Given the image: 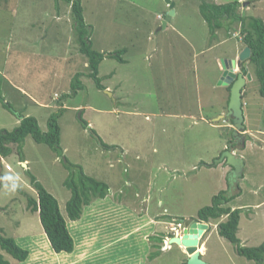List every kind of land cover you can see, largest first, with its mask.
I'll return each mask as SVG.
<instances>
[{
	"label": "rangeland",
	"instance_id": "obj_1",
	"mask_svg": "<svg viewBox=\"0 0 264 264\" xmlns=\"http://www.w3.org/2000/svg\"><path fill=\"white\" fill-rule=\"evenodd\" d=\"M80 1L92 48L105 56L125 50L123 63L105 57L100 64L98 77L108 90L97 89L86 76L70 6L56 0H7L0 6V73L4 65L14 71L27 67L19 79L29 85L28 95L39 99L31 101L1 73V98L11 111L0 103V131H12L22 115L36 118L46 132L48 118L57 114L63 154L27 137L21 150L25 168L11 146V156L3 159L11 168L3 175L11 183L0 187V236L28 250V258L18 262L1 249L0 255L10 264H185L183 249L165 248L164 239L173 236L170 223L196 221L215 197L235 193L228 166L216 164L231 149L244 162L240 194L228 204L241 210L237 238L246 248L264 244V99L252 64L242 95L245 129L236 142L230 118L219 119L229 93L219 84L218 64L245 47L239 24L210 31L198 0H173L175 14L165 29L166 0ZM207 1H238V14L264 23V0ZM9 56L14 61L7 64ZM42 58L47 65L40 66ZM76 73L83 74V89L72 93ZM64 157L110 188L109 197L83 208L79 221L67 220L71 254L52 250L26 198H36L34 176L66 215L70 191L64 183L79 169L68 172ZM224 221L208 223L200 259L255 264L218 234Z\"/></svg>",
	"mask_w": 264,
	"mask_h": 264
},
{
	"label": "trees",
	"instance_id": "obj_2",
	"mask_svg": "<svg viewBox=\"0 0 264 264\" xmlns=\"http://www.w3.org/2000/svg\"><path fill=\"white\" fill-rule=\"evenodd\" d=\"M7 0H0V6ZM63 2L70 6L71 15L73 19V29L76 34L78 42L79 53L86 58L87 74L86 76L93 80L95 86L99 90H106L102 86L99 79V67L105 57L117 60L123 63L122 55L125 50H120L108 53L96 51L92 48V43L89 37V27L86 25L83 17V8L80 0H56ZM199 11L210 31H218L223 26L238 23L240 26V33L243 36L245 47L251 51V55L247 60L254 66L256 78L260 84L259 93L264 99V23L259 18L241 16L237 13L240 3L233 2L224 5H216L207 0H198ZM255 2V0H253ZM83 74L76 73L71 80V91L76 93L83 89L80 78ZM0 74V87L3 83V77ZM2 79V80H1ZM230 87H227L228 93ZM229 96L227 99V104ZM0 103L4 108L10 110L9 105L1 98ZM62 112L63 109H60ZM59 115L54 114L47 120L46 132H43L39 127L38 121L32 116L21 115V119L16 128L12 131H0V156L7 159L12 154V145L16 146L17 158L19 163L25 162L22 155V144L27 137H31L37 144H45L57 154L58 157H63L60 146V127L58 125ZM231 120V119H230ZM232 121V120H231ZM232 123V122H231ZM233 124V123H232ZM87 126L85 123L83 124ZM104 147H109L105 145ZM62 163L68 172L78 168L79 173L70 175L64 183L70 191L68 199L65 204V216L59 209L58 201L37 181L34 176L30 177V183L36 192V198L26 196L27 208L31 212L39 213L40 223L46 234L51 248L56 253L71 254L74 250V240L69 232L70 222L79 221L82 215L83 208L91 205L93 201L104 200L109 197V186L97 179L85 177L80 166L73 165L64 157ZM79 174V175H78ZM78 175V183L73 180V176ZM224 193V192H223ZM223 193L215 197L212 206L204 207L197 213V222L202 221L210 223L226 217V221L221 222L217 226L218 234L236 246L238 255L245 257L249 261H254L255 264H264V244L256 248H246L240 245L237 238V231L240 222V209H232L228 206L235 197H223ZM0 249L5 251L14 260L18 262H25L28 257V250L20 247L12 238L0 236ZM0 264H10L2 255H0Z\"/></svg>",
	"mask_w": 264,
	"mask_h": 264
},
{
	"label": "water",
	"instance_id": "obj_3",
	"mask_svg": "<svg viewBox=\"0 0 264 264\" xmlns=\"http://www.w3.org/2000/svg\"><path fill=\"white\" fill-rule=\"evenodd\" d=\"M166 4L169 6V14L165 21L162 23V28L165 29L167 22L175 14L173 8L175 4L172 0H166ZM251 51L248 47H245L238 55L237 59L233 60H222L221 61V80L220 85L230 87V95L227 107V113L223 116H220L219 119L224 117L230 118L233 123L234 132L233 137L236 142L241 137V132L244 131V114L242 107V95L243 89L248 80H251L250 74H247L245 77L242 73H235V69H240L242 67V62H245L249 59ZM109 95H111L109 93ZM225 163L226 166L230 167L232 170L230 172V178H232L235 184L238 183L239 179L243 175L244 162L241 158L236 157V155L231 150H226L223 152L221 158L216 162ZM2 158L0 156V184L7 183V181L2 179L1 170H2ZM24 167L25 164H22ZM2 179V180H1ZM208 230V225L205 223L191 222L187 229L185 230L182 237H173L169 240V244H174L181 249L187 255V262L185 264H206L200 259L199 252V243L203 234Z\"/></svg>",
	"mask_w": 264,
	"mask_h": 264
},
{
	"label": "crops",
	"instance_id": "obj_4",
	"mask_svg": "<svg viewBox=\"0 0 264 264\" xmlns=\"http://www.w3.org/2000/svg\"><path fill=\"white\" fill-rule=\"evenodd\" d=\"M59 18H57V20H58ZM15 42H19V43H17V44H21V41L19 40V41H15ZM16 44V45H17ZM22 44H24V43H22ZM15 45V46H16ZM243 50V49H242ZM241 50V51H242ZM10 51L11 50H9V53H10ZM241 51H238V54L235 52H233L232 54H230L229 55V57H227V58H225V59H223V60H233V59H237L238 58V55H239V53L241 52ZM100 52H102V51H100ZM12 60V58H11V56H9V59H7V64H9L10 63V61ZM45 59L46 58H42L41 59V62H40V66H45V65H47V64H44V61H45ZM12 61H14V60H12ZM221 63V62H220ZM28 64V63H27ZM4 67H6L5 68V72H1L3 75H4V77H6V79H7V76L9 77V79L12 81V83L13 84H15L19 89L21 88L22 89V91L23 92H21V93H24V95L25 96H27L31 101H34V102H39V99L38 98H33L32 96H29L28 95V92H30L29 91V85L28 84H24V83H22V81L19 79V75H18V72H22V71H24L25 70V72H26V70H27V67H20V68H17V70L16 71H14V67H8V66H3L2 68H4ZM218 69H219V73H220V77H221V74H222V70H221V64H218ZM238 71V69H235V71L234 72H237ZM0 73V74H1ZM10 73L12 74V79H11V75H10ZM27 73V72H26ZM2 76V75H1ZM73 77V76H72ZM71 77V78H72ZM220 77H219V79H220ZM14 81V82H13ZM106 90H108V88H106ZM42 102H46V100L44 99V101H42ZM42 106H44V107H48V105L47 104H42ZM227 107H228V104H226V113H227ZM230 127L232 128L233 126H231L230 125ZM232 152L234 153V154H236L235 153V150H233L232 149ZM227 169H229V172H231V168L230 167H228ZM244 172V171H243ZM241 181V180H240ZM239 185H240V182H238V186L237 185H235L234 187H231V189L232 190H235V193H233V194H231V196H233V197H237V194H240V190H239ZM234 209V208H233Z\"/></svg>",
	"mask_w": 264,
	"mask_h": 264
},
{
	"label": "clouds",
	"instance_id": "obj_5",
	"mask_svg": "<svg viewBox=\"0 0 264 264\" xmlns=\"http://www.w3.org/2000/svg\"><path fill=\"white\" fill-rule=\"evenodd\" d=\"M172 2H173V0H172ZM160 19H162L161 17H159V20ZM245 48V47H244ZM238 72V71H237ZM237 72H235V73H237ZM60 106H62V105H60ZM232 126H233V124H232ZM233 130H234V127H233ZM231 151H232V149H231ZM237 157V156H236ZM21 164H25L26 165V163L25 162H22ZM1 166H2V169L4 170H6V171H10L11 170V168L7 165V166H3V158H2V163H1ZM27 167V165L25 166V168ZM2 171V170H1ZM244 171V170H243ZM1 178L4 180H6L7 181V183H5V185H8L9 183H11V181H10V179L8 180V179H6L5 178V176L1 173ZM1 179V180H2ZM231 179V183H232V185H233V180H232V178H230ZM241 179H243V175H242V177L239 179V180H241ZM239 182V181H238ZM1 184H3V183H1ZM238 184V183H237ZM236 184V185H237ZM1 187V186H0ZM14 188H15V186H14ZM14 188H13V190H14ZM234 210V209H233ZM37 213H38V211H37ZM38 215H39V213H38ZM191 222H197V221H191ZM191 222H187L185 225L184 224H182L181 222H176V224H174V223H170V228H169V231H171L172 233H173V236H172V238L173 237H182V235L184 234V232H185V230L187 229V226H189V223H191ZM197 223H205V222H202V221H199V222H197ZM205 224H207L208 225V227H209V224L208 223H205ZM208 231V230H207ZM207 231L203 234V236L201 237V239H200V241L203 239V237H204V235L207 233ZM45 234V233H44ZM46 235V234H45ZM48 239V238H47ZM171 238H169V237H166L165 239H164V241H165V248L166 249H168L169 248V246H170V244H169V240H170ZM49 242V241H48ZM50 244V243H49ZM200 244V243H199ZM51 246V245H50ZM199 246H202V244H200ZM179 247V246H178ZM179 248H181V247H179ZM185 253V252H184ZM57 254H59V253H57ZM185 255H186V253H185ZM201 253H200V257H201ZM28 258V257H27ZM186 258H187V255H186ZM186 263V262H185Z\"/></svg>",
	"mask_w": 264,
	"mask_h": 264
},
{
	"label": "flooded vegetation",
	"instance_id": "obj_6",
	"mask_svg": "<svg viewBox=\"0 0 264 264\" xmlns=\"http://www.w3.org/2000/svg\"><path fill=\"white\" fill-rule=\"evenodd\" d=\"M244 49V48H243ZM247 64H250L248 61H245V62H242V67L238 70V72H237V74L238 73H242L243 74V76L245 77L247 74H249L248 73V66H247ZM221 78V77H220ZM230 86V85H229ZM228 86H226V88H227ZM229 95H230V91H229ZM230 148H232V145L230 144V146H229ZM1 173L3 174V169H2V171H1ZM2 184H0V186H1Z\"/></svg>",
	"mask_w": 264,
	"mask_h": 264
}]
</instances>
